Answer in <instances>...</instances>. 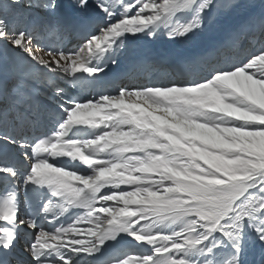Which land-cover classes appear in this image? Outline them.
<instances>
[{
	"label": "snow or ice",
	"instance_id": "snow-or-ice-1",
	"mask_svg": "<svg viewBox=\"0 0 264 264\" xmlns=\"http://www.w3.org/2000/svg\"><path fill=\"white\" fill-rule=\"evenodd\" d=\"M253 9L0 0V264L264 253V11Z\"/></svg>",
	"mask_w": 264,
	"mask_h": 264
},
{
	"label": "bare ground",
	"instance_id": "bare-ground-1",
	"mask_svg": "<svg viewBox=\"0 0 264 264\" xmlns=\"http://www.w3.org/2000/svg\"><path fill=\"white\" fill-rule=\"evenodd\" d=\"M224 3H228L229 0H223ZM246 2L254 5V9H253V15H256V16H259L261 11H264V5L261 4V0H246ZM216 29H215V26L213 27V30L210 31L209 33L205 34V35H202V36H199L197 38H205V37H208V36H213L214 33H215ZM54 39V37H52ZM196 45H199V44H195L193 46H196ZM66 46L68 47H71L72 45H69L67 44ZM185 47H188V45H184V44H176L174 46H172V49L175 51V50H178V49H181V48H185ZM142 82V81H140ZM257 254V256H256ZM248 255H249V258H253L251 260V262H247V264H261V263H264V253L261 252V250H255L254 251L252 249L249 250L248 252Z\"/></svg>",
	"mask_w": 264,
	"mask_h": 264
},
{
	"label": "rangeland",
	"instance_id": "rangeland-1",
	"mask_svg": "<svg viewBox=\"0 0 264 264\" xmlns=\"http://www.w3.org/2000/svg\"><path fill=\"white\" fill-rule=\"evenodd\" d=\"M210 37H211V36H208V37H205V38H201V39L196 37V38L194 39V41H193V45H195V44H200V43H202L203 41H205L206 39H209ZM251 249H252L253 251H254V249H255V250H260L259 247H253V248H251Z\"/></svg>",
	"mask_w": 264,
	"mask_h": 264
}]
</instances>
